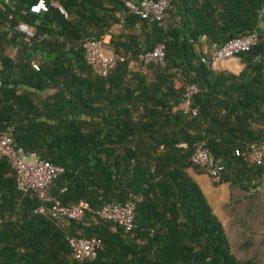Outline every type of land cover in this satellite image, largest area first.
I'll return each mask as SVG.
<instances>
[{
    "label": "trees",
    "instance_id": "obj_1",
    "mask_svg": "<svg viewBox=\"0 0 264 264\" xmlns=\"http://www.w3.org/2000/svg\"><path fill=\"white\" fill-rule=\"evenodd\" d=\"M37 1L0 0V137L62 167L51 193L91 210L80 220L35 212L40 201L18 189L0 158V264H264V218L243 234L226 231L189 174L204 172L192 156L205 141L222 160L235 207L234 194L264 173L250 158L251 145L264 142V0H171L159 21L125 5L142 0H58L65 13L45 0L49 10L35 14ZM252 33L259 42L237 56L239 75L213 69L217 48ZM104 37L126 57L105 77L84 50ZM159 44L166 65L143 72L139 55ZM194 83L190 116L180 107ZM127 202L136 206L130 231L98 216ZM73 237L100 239L97 257L76 260Z\"/></svg>",
    "mask_w": 264,
    "mask_h": 264
},
{
    "label": "built area",
    "instance_id": "obj_2",
    "mask_svg": "<svg viewBox=\"0 0 264 264\" xmlns=\"http://www.w3.org/2000/svg\"><path fill=\"white\" fill-rule=\"evenodd\" d=\"M130 13L145 20L159 21L163 19L166 11L171 6V0H142L139 3L125 1ZM62 13H65L61 6H57ZM31 12L40 14L47 12L49 6L45 0H39L31 6ZM20 30L29 36L33 32L25 24L20 25ZM259 42L257 33L235 38L217 48L213 54L212 66L218 62H223L236 58L239 54L250 51ZM108 41L103 38L99 40H89L84 44L85 59L99 76H108L120 63L126 60L121 54L108 50ZM166 48L164 44H159L153 51L139 55L143 72H147L151 64L164 67ZM38 69L37 65H34ZM199 93L197 84H189L185 88L181 109L190 116H196L198 110L193 106V99ZM240 155V151H236ZM0 158H7L17 175L18 189L23 194L34 195L41 203L35 210L39 214H50L53 218L80 220L85 212L91 210L87 202L76 205H64L50 191L52 182L64 173V169L49 161L40 159L35 153L27 155L15 150L13 139L9 134L0 137ZM251 162L256 165L264 163V142L253 144L250 147ZM195 166L203 169L214 183H221L225 175V167L222 160L216 158L208 149L205 141H200L195 145L192 156ZM135 204L111 203L104 206L98 216L103 220L115 222L130 231L135 226ZM73 251V257L78 261L92 260L97 257L102 248V241L97 238L87 239L73 237L69 241Z\"/></svg>",
    "mask_w": 264,
    "mask_h": 264
},
{
    "label": "crops",
    "instance_id": "obj_3",
    "mask_svg": "<svg viewBox=\"0 0 264 264\" xmlns=\"http://www.w3.org/2000/svg\"><path fill=\"white\" fill-rule=\"evenodd\" d=\"M244 64L239 58L218 62L213 65L216 71H228L239 75L244 70ZM190 176L197 182L206 196L213 212L225 226L226 231L231 225L237 227V234L256 229L252 219L264 218V173L253 177L252 187L246 194L235 193L234 207L233 192L230 183H214L205 172L189 170ZM232 208L228 212V207Z\"/></svg>",
    "mask_w": 264,
    "mask_h": 264
},
{
    "label": "rangeland",
    "instance_id": "obj_4",
    "mask_svg": "<svg viewBox=\"0 0 264 264\" xmlns=\"http://www.w3.org/2000/svg\"><path fill=\"white\" fill-rule=\"evenodd\" d=\"M54 4H55V6L57 7V6H60V4H59V2H58V0H56L55 2H54ZM118 30V27H115L114 29H113V31H117ZM107 41H109L110 40V38L109 37H104ZM109 50V49H108ZM16 50H14V52H15ZM14 54V53H13ZM132 64H134V63H132ZM133 66V65H132Z\"/></svg>",
    "mask_w": 264,
    "mask_h": 264
}]
</instances>
